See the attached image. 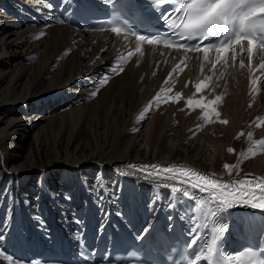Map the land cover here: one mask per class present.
Masks as SVG:
<instances>
[{"label": "bare ground", "instance_id": "bare-ground-1", "mask_svg": "<svg viewBox=\"0 0 264 264\" xmlns=\"http://www.w3.org/2000/svg\"><path fill=\"white\" fill-rule=\"evenodd\" d=\"M49 5L0 0V264L37 263L12 258L13 241L61 244L120 222L191 216L189 200L178 194L167 208L170 188L127 164L191 167L226 183L264 179L261 52L249 63L238 47L214 69L217 56L74 29ZM157 93L163 100L141 119Z\"/></svg>", "mask_w": 264, "mask_h": 264}, {"label": "snow or ice", "instance_id": "snow-or-ice-1", "mask_svg": "<svg viewBox=\"0 0 264 264\" xmlns=\"http://www.w3.org/2000/svg\"><path fill=\"white\" fill-rule=\"evenodd\" d=\"M143 2L150 12L155 11L158 13L156 19L159 21L160 27L163 30L158 29L156 34L153 35L147 28H139V31H148V34L136 35L127 24H124L123 26L112 27L111 31L117 34L121 32H132L137 41L141 43L146 42L149 45H158L163 41L165 46L169 48L176 47L178 49L187 48L189 51H202L205 57L208 56L209 51L212 49H215L218 53H226L232 45H242V42L246 40L249 63L253 59L255 49L259 48L264 50V0H167L164 7H153L164 3V0H143ZM101 3L105 4V6L111 5L113 8L122 9L123 12L121 14H134L136 9L134 0H101ZM126 19L127 17L125 16ZM107 22L109 24L115 23L116 25H120V15H113V19ZM209 37H215L219 43L209 42L204 44ZM192 38H196L194 45L185 43L188 40H192ZM201 45L204 46L201 47ZM136 50H140L139 44H137ZM128 55L131 56V52ZM223 62L224 56L218 55L216 62L213 63V68L215 69ZM260 67L264 69V63ZM179 68L180 65H177V69ZM120 70L122 71L123 69L121 68ZM111 71H115V69H111ZM172 75L173 73L170 72L169 78ZM108 78V75L105 74L101 78V85L106 84ZM167 82L166 80L165 83ZM206 87L207 84L204 81L195 85L196 92H200L202 88ZM96 94L97 91L90 93L92 96ZM176 95L179 97L180 93ZM221 99L220 96L216 97V101H221ZM162 100L163 97L160 93H157L156 97L150 101V106L145 108L144 113L141 114V119H144L145 115L151 111L152 104ZM193 103H196L198 107L201 106L199 101H193L192 99L187 101L188 106H191ZM202 107L207 108V105H203ZM204 115L206 116L207 112ZM222 122L227 123V121ZM248 135L251 137L252 133L249 132ZM256 144L264 147V140L256 141ZM228 151L233 152L234 149L229 148ZM254 154L255 152L253 151ZM124 167L132 175L142 177L145 181L149 177L163 181L161 191L163 192L170 188V193L167 196V208H174L176 206L173 200L177 198L178 194L183 197H190L189 190L191 189L206 194L208 197L207 202L221 212L236 208L237 206L261 210L259 218L255 216H244L241 217V223L247 231H264V179H239L225 183L214 174H205L198 169L185 166L177 168L176 166L161 167L157 164H127ZM224 168L229 169L230 166L225 164ZM177 177H179V181H177ZM235 184L241 186L248 185L251 190L242 191L239 188H234L233 186ZM252 185H255V187H251ZM104 198L103 195L98 196V200L101 202H103ZM151 199L153 203L149 204L150 211L154 209L155 203L159 201L160 197L154 194ZM120 214L117 213V215ZM181 219L183 220L184 217H181ZM168 220L169 228H173L171 223L172 216H169ZM191 220H194V217L190 218L189 238L192 240V244L195 245L200 239V234L199 228L193 227ZM152 227L153 223L149 221L143 229V232L137 238L143 239L146 237ZM229 228L230 225L222 227L220 231L221 233H226ZM2 239L4 237L0 233V240ZM222 241L223 236H221L220 242ZM207 251V258L212 260L216 253V248L210 247ZM259 257L257 258L255 252L249 251L248 264H264V251L259 253Z\"/></svg>", "mask_w": 264, "mask_h": 264}, {"label": "rangeland", "instance_id": "rangeland-1", "mask_svg": "<svg viewBox=\"0 0 264 264\" xmlns=\"http://www.w3.org/2000/svg\"><path fill=\"white\" fill-rule=\"evenodd\" d=\"M186 100L188 101V100H189V98H187ZM203 105H205V103H204Z\"/></svg>", "mask_w": 264, "mask_h": 264}]
</instances>
